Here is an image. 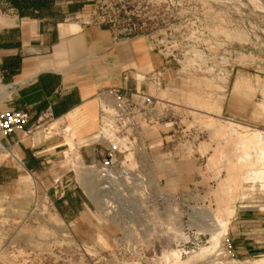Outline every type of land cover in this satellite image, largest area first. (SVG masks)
I'll use <instances>...</instances> for the list:
<instances>
[{
  "label": "rangeland",
  "instance_id": "obj_1",
  "mask_svg": "<svg viewBox=\"0 0 264 264\" xmlns=\"http://www.w3.org/2000/svg\"><path fill=\"white\" fill-rule=\"evenodd\" d=\"M76 1L85 5L83 21L108 28L116 40L143 39L155 56L156 69L146 83L163 125L148 134L152 148L146 170L152 182L162 179L167 191L185 190V201L173 227L160 224L158 241L169 252L127 251L131 239L118 235L120 226L103 216L93 190L85 189L77 170L81 161L68 151L63 128L46 125L41 142L58 148L50 151L43 171L33 174L15 164L22 172L4 174L9 179L0 184V264H254L264 259L229 254L230 222L237 212L264 214V191H259L264 159L249 165L263 152L264 140L256 139L249 151L240 143L258 133L264 138V0ZM76 132L73 128L78 139ZM190 135H199L191 149L194 160L184 155L190 153ZM241 150L256 156H243ZM179 162L183 173L175 176ZM184 173L192 174L182 182L189 190L174 180H183ZM77 186L90 203L64 219L55 202ZM213 235L217 246L210 244Z\"/></svg>",
  "mask_w": 264,
  "mask_h": 264
},
{
  "label": "crops",
  "instance_id": "obj_2",
  "mask_svg": "<svg viewBox=\"0 0 264 264\" xmlns=\"http://www.w3.org/2000/svg\"><path fill=\"white\" fill-rule=\"evenodd\" d=\"M84 10L76 0H0V110L30 117L23 131L3 141L15 158L7 151L0 158V184L9 179L7 173L43 171L58 146L49 148L41 134L55 121L77 129L78 160L92 163L95 151L85 145L97 130L98 93L116 88L148 94L147 76L157 60L146 42L116 40L108 28L83 21ZM89 149L93 153L87 154ZM193 154L188 159L194 160ZM180 164L175 176L183 173ZM191 175L174 180L189 190L190 184L182 182ZM85 201L83 192L73 187L55 207L61 217L71 219L84 211ZM247 213L238 211L230 222L229 252L236 259H259L264 256V214Z\"/></svg>",
  "mask_w": 264,
  "mask_h": 264
},
{
  "label": "built area",
  "instance_id": "obj_3",
  "mask_svg": "<svg viewBox=\"0 0 264 264\" xmlns=\"http://www.w3.org/2000/svg\"><path fill=\"white\" fill-rule=\"evenodd\" d=\"M123 81H127L125 75ZM97 97V130L85 145L94 149L96 160L90 164L81 161L82 184L93 190L103 216L120 226L118 235L131 239L127 251L169 252L158 241L163 235L160 224L173 227V217L185 201V194L167 191L161 181L152 182L146 170L151 135L163 125L159 119L160 105L145 91L136 89L109 88ZM29 121L25 112L0 110V145L5 147L3 141L23 131ZM187 139L190 153L186 151L184 155L188 157L199 135ZM184 215L188 217L187 213ZM167 233L174 236L173 231ZM151 239L155 243L148 246L146 242Z\"/></svg>",
  "mask_w": 264,
  "mask_h": 264
},
{
  "label": "bare ground",
  "instance_id": "obj_4",
  "mask_svg": "<svg viewBox=\"0 0 264 264\" xmlns=\"http://www.w3.org/2000/svg\"><path fill=\"white\" fill-rule=\"evenodd\" d=\"M164 92V91H163ZM71 120H72V118H70ZM78 123H80V122H78ZM62 124V122L61 121H55L53 124H51L50 125V130H53V129H56V128H60L59 126ZM63 124H64V122H63ZM243 127V126H242ZM245 127V126H244ZM63 130L61 131V133H62V135H63V137L65 138V141L67 142V144H68V151L70 152V153H72V155L74 156V159L77 161L78 160V153H77V151L75 152V143H73V141H74V139L75 138H73L74 136H73V133H72V129L74 128V126H72V125H70V122L68 123V124H66V125H64L63 127ZM231 128V127H230ZM49 129V128H48ZM233 129V128H232ZM256 131V130H255ZM53 132V131H52ZM55 132H56V130H55ZM251 132V131H250ZM258 132V131H257ZM49 133V132H48ZM60 133V132H59ZM253 133V132H252ZM251 133V134H252ZM261 133V132H260ZM54 134V133H53ZM240 135V134H239ZM243 135V134H242ZM241 135V136H242ZM263 135V134H262ZM248 136V135H247ZM244 137V136H243ZM240 138V137H239ZM256 139L257 140H264V138H263V136H261V134H259L258 133V135L256 134V135H250V137L248 136V137H245V138H243L242 139V141L240 142V143H242L243 145H241V146H244V148L246 149V148H248V151H249V147H250V145H252L253 144V146H254V144H255V141H256ZM240 140V139H239ZM261 143V142H260ZM263 143V142H262ZM259 144V146L261 145H263V144ZM256 146H257V143L255 144ZM204 147V146H203ZM244 148L242 149V150H244ZM203 149V148H202ZM251 149V148H250ZM253 149V148H252ZM257 149V148H256ZM262 149V148H261ZM264 149V148H263ZM204 150V149H203ZM241 150V153L243 152ZM258 150H260V149H258ZM0 151H1V153L2 152H4V153H6V151L12 156V158H13V156H14V158H15V155L14 154H12L11 152H9V150L7 149V148H5V147H3V146H1L0 145ZM247 151V150H246ZM256 151V150H255ZM263 152H264V150H262ZM251 152H253L252 150H251ZM259 152V151H258ZM263 152H259L260 154H259V157H258V155L256 156V155H253V154H249V152L247 153V152H243V156L247 153L248 155H249V158L251 157V156H256L252 161H246V159L247 158H245V159H243V161H245V163L246 162H249V165H251V166H254V165H256V164H259L260 163V160H263L264 159V156H263ZM245 153V154H244ZM254 153H256V152H254ZM66 154V153H65ZM69 154V153H68ZM206 154V153H205ZM240 154V153H239ZM257 154V153H256ZM241 155V154H240ZM248 155H246V157L248 156ZM251 155V156H250ZM243 156H241V158L243 157ZM66 158H68V156L66 157ZM237 158H240V156L239 157H237ZM244 158V157H243ZM252 158V157H251ZM69 160V159H68ZM240 160V159H239ZM242 160V159H241ZM240 160V162H242L243 164H244V162L243 161H241ZM250 160V159H249ZM66 161V160H65ZM72 161V160H71ZM70 162V161H69ZM237 162L238 161H236V164H237ZM71 163V162H70ZM233 163H235V162H233ZM210 164V163H209ZM215 164V163H214ZM216 165V164H215ZM234 165V164H233ZM238 165V164H237ZM242 164H240V166H241ZM245 165V164H244ZM248 165V164H247ZM229 166V165H228ZM231 166V165H230ZM229 166V167H230ZM239 166V165H238ZM212 167H213V165H212ZM232 167V166H231ZM234 167H236L235 165H234ZM233 167V168H234ZM242 167V166H241ZM249 167V166H248ZM252 168V167H251ZM231 169V168H230ZM238 169H239V167H238ZM77 170H79V169H77ZM237 170V169H236ZM231 171H232V169H231ZM234 171V170H233ZM78 172V171H77ZM234 173H236V172H234ZM248 173H250V172H248ZM233 174V173H232ZM256 175V176H258V177H262L263 176V173H261V172H251L250 173V175ZM246 176H248V179L250 178V176L249 175H246ZM234 177V176H233ZM228 179H229V177H228ZM232 179V178H231ZM247 180V179H246ZM225 181V180H224ZM227 181V180H226ZM229 181V180H228ZM233 181H235L236 182V180H235V178H234V180ZM227 183V182H226ZM230 183V182H229ZM229 185V184H228ZM226 187V186H225ZM227 187H229V186H227ZM231 187V186H230ZM228 189V188H227ZM90 191V190H89ZM259 191H264V184H260V187H259ZM218 192V191H217ZM216 192V193H217ZM217 225V224H216ZM214 233H216L215 231H214ZM216 235H218V234H216ZM216 239L218 240V237L217 238H215L214 237V235H213V237H211L210 238V244L212 243L213 245H216V244H214V243H217L218 241H216ZM211 244V245H212ZM218 244V243H217ZM212 245V246H213ZM217 246V245H216ZM210 248V247H209ZM214 248H216V247H214ZM214 248H212V249H214ZM254 264H264V259H259L258 261H256Z\"/></svg>",
  "mask_w": 264,
  "mask_h": 264
}]
</instances>
